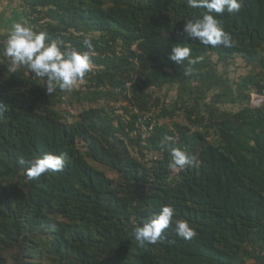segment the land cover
I'll use <instances>...</instances> for the list:
<instances>
[{"label":"trees","instance_id":"1","mask_svg":"<svg viewBox=\"0 0 264 264\" xmlns=\"http://www.w3.org/2000/svg\"><path fill=\"white\" fill-rule=\"evenodd\" d=\"M21 1L61 50L86 51L89 37L92 71L49 96L26 66L13 71L0 35V264H264V102H251L264 95V0L218 15L231 47L186 39L206 11L187 0ZM177 43L203 59L172 61ZM238 57L247 72L220 71ZM172 147L193 163L170 168ZM48 152L63 170L29 179L27 161ZM166 204L196 235L170 225L138 241Z\"/></svg>","mask_w":264,"mask_h":264},{"label":"clouds","instance_id":"2","mask_svg":"<svg viewBox=\"0 0 264 264\" xmlns=\"http://www.w3.org/2000/svg\"><path fill=\"white\" fill-rule=\"evenodd\" d=\"M243 0H187L191 8L205 9L201 17L185 21L183 33L186 39L198 40L205 46L223 45L233 46V40L224 30L223 24L217 18L227 11L229 14L239 12ZM27 22V20H26ZM26 22L14 23L8 31L4 41L3 53L10 58L13 71L17 67L26 66L35 77L44 81V87L50 96L59 88L61 91H72L78 81L92 71L91 53L93 45L91 39L84 38L86 51L76 48L61 50L60 43L50 39L46 31H36ZM191 48L187 44L173 45L169 58L179 65L187 61L188 65L199 63L203 57H192ZM191 73V68L185 69V75ZM7 111V106L0 102V116ZM178 137V133H175ZM172 140V137H168ZM172 161L169 165L173 169H184L193 163V157L178 147L171 148ZM20 164H25L23 157ZM65 166V156L48 152L27 161L26 175L29 179H37L51 171H62ZM175 208L171 204L161 206L159 212L148 216L142 224L134 229L138 241L155 244L162 238V234L173 227L175 234L183 239H191L196 232L189 222L175 218Z\"/></svg>","mask_w":264,"mask_h":264},{"label":"rangeland","instance_id":"3","mask_svg":"<svg viewBox=\"0 0 264 264\" xmlns=\"http://www.w3.org/2000/svg\"><path fill=\"white\" fill-rule=\"evenodd\" d=\"M8 1L9 0H4V2H2V3H0V10H2L3 8H8V7H12V10L15 8V7H20V8H22L23 9V5H22V1L21 0H13V2L11 3V4H9V6H7V4H8ZM10 8H8L7 9V11H11L10 10ZM231 62H233V63H230L229 65H223V64H221L220 65V71L221 72H225V71H229V72H231L230 73V75L231 76H239V74H240V71L241 72H247L248 70H249V67H247L246 66V63H245V61L243 60V59H241L240 57H238V58H236L235 60H233V61H231ZM239 67V72L238 73H235L233 70H232V68L233 67ZM244 67H247V69L246 68H244ZM165 91L163 92V94H162V92H160L159 93V91L157 92V94H162V95H164V96H166L165 94ZM167 96L169 97V98H171V97H175L176 96V91L174 90V89H170V91H169V93L167 94ZM251 97L253 98V96H252V94H251ZM252 102V101H251ZM227 105V104H226ZM261 105V104H260ZM259 105V106H260ZM227 106H229V107H227V108H237V106H235V105H231V104H228ZM256 106V105H255Z\"/></svg>","mask_w":264,"mask_h":264},{"label":"crops","instance_id":"4","mask_svg":"<svg viewBox=\"0 0 264 264\" xmlns=\"http://www.w3.org/2000/svg\"><path fill=\"white\" fill-rule=\"evenodd\" d=\"M4 2V0H0V3ZM10 8V7H8ZM11 11H7L5 10V12H3V9L0 10V35L3 34H8L9 29L11 28V26L16 23V22H26V17L25 14L23 12V9L20 7H15L12 10V7L10 8ZM174 89V88H172ZM176 91V89H174ZM165 91V95L167 96V94L170 91V88L168 87H164L159 89V93ZM158 92V91H157ZM173 97L169 98V100H171Z\"/></svg>","mask_w":264,"mask_h":264},{"label":"built area","instance_id":"5","mask_svg":"<svg viewBox=\"0 0 264 264\" xmlns=\"http://www.w3.org/2000/svg\"><path fill=\"white\" fill-rule=\"evenodd\" d=\"M9 60H10V58H9ZM127 85H129V83H127ZM108 88H110V86ZM251 94L253 96V98H252V104L253 105L259 106L260 104H262L264 102V95H260L256 92H252Z\"/></svg>","mask_w":264,"mask_h":264},{"label":"water","instance_id":"6","mask_svg":"<svg viewBox=\"0 0 264 264\" xmlns=\"http://www.w3.org/2000/svg\"><path fill=\"white\" fill-rule=\"evenodd\" d=\"M12 2H13V0H9L7 6H9V4H11ZM7 9H8V8H6V7L3 8V12H5V10H7Z\"/></svg>","mask_w":264,"mask_h":264}]
</instances>
